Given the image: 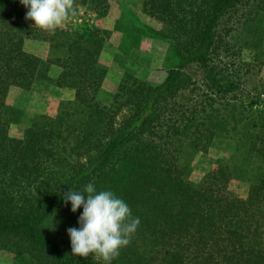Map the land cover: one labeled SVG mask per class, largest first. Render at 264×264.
<instances>
[{
  "label": "trees",
  "instance_id": "trees-1",
  "mask_svg": "<svg viewBox=\"0 0 264 264\" xmlns=\"http://www.w3.org/2000/svg\"><path fill=\"white\" fill-rule=\"evenodd\" d=\"M73 7L100 19L109 0ZM141 8L160 25L150 36L170 47L175 64L157 85L122 79L106 106L97 99L106 75L98 58L108 32L88 25L46 32L25 19L20 0H0V250L18 264H106L71 251L67 229L79 227L83 208L73 213L63 195L88 183L113 191L140 219L109 264H264V86L246 91L225 40L233 16L244 30H261L262 43L264 0H143ZM32 40L65 57L36 56L26 49ZM50 64L61 69L55 86L72 99L11 138L10 88L30 90ZM217 134L234 138L236 156L253 170L244 198L229 189L230 166L194 185L178 163L185 144L206 151ZM53 216L63 220V239L44 230Z\"/></svg>",
  "mask_w": 264,
  "mask_h": 264
},
{
  "label": "rangeland",
  "instance_id": "rangeland-1",
  "mask_svg": "<svg viewBox=\"0 0 264 264\" xmlns=\"http://www.w3.org/2000/svg\"><path fill=\"white\" fill-rule=\"evenodd\" d=\"M142 1L109 0L108 13L100 19L85 9L78 8L75 15L70 11L63 24L56 28L73 29L88 25L108 32L104 49L98 58V64L106 69L97 96L103 105L112 104L121 80L127 76L149 85H157L175 64L170 47L164 41L150 36L153 30L160 29V25L142 12ZM252 18L256 17L253 15ZM260 18V27H263L264 16ZM32 23L34 26L33 21ZM226 25H233L231 33L225 38L233 47L228 59L234 64L238 77L245 82L246 91L256 95L264 86V36L262 43L258 44L255 40L259 39L261 30L256 31V26L244 30L234 21L233 16L231 22L226 20ZM26 49L40 58L50 59L52 63L58 57H65V50L50 49L48 43L40 41H27ZM60 72L57 64H50L48 70L35 80L30 90L10 88L6 106L8 135L11 138H21L33 123L41 121L43 117H53L62 103L72 99V91L58 88L54 84ZM260 99L264 108V95L261 94ZM236 147L234 138L227 134H217L206 151L185 144L177 159L185 169L186 179L194 185L200 184L206 174L217 165L230 166L234 179L230 182L229 189L236 196L244 198L248 179L253 181V170L250 171V166L236 156ZM62 222L61 216H53L44 225V230L52 237L63 239L59 229ZM0 264L18 263L13 260L12 253L0 250Z\"/></svg>",
  "mask_w": 264,
  "mask_h": 264
},
{
  "label": "clouds",
  "instance_id": "clouds-1",
  "mask_svg": "<svg viewBox=\"0 0 264 264\" xmlns=\"http://www.w3.org/2000/svg\"><path fill=\"white\" fill-rule=\"evenodd\" d=\"M27 9L25 19L34 22L41 30H54L69 16L75 15L74 0H20ZM65 205L71 204L76 213L83 208L78 218L79 227H70L67 233L71 240L72 255L102 259L106 264L131 243L139 225V217L132 215L127 202L111 190L97 191L94 183L82 190H69L63 195Z\"/></svg>",
  "mask_w": 264,
  "mask_h": 264
}]
</instances>
